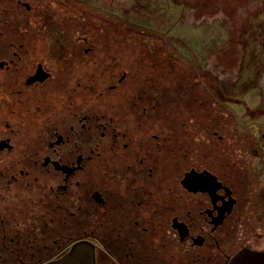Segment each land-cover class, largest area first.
I'll use <instances>...</instances> for the list:
<instances>
[{
	"label": "flooded vegetation",
	"instance_id": "flooded-vegetation-1",
	"mask_svg": "<svg viewBox=\"0 0 264 264\" xmlns=\"http://www.w3.org/2000/svg\"><path fill=\"white\" fill-rule=\"evenodd\" d=\"M102 13L0 0V264L83 238L110 263L229 264L241 193L227 162L198 161L193 64Z\"/></svg>",
	"mask_w": 264,
	"mask_h": 264
},
{
	"label": "rangeland",
	"instance_id": "rangeland-1",
	"mask_svg": "<svg viewBox=\"0 0 264 264\" xmlns=\"http://www.w3.org/2000/svg\"><path fill=\"white\" fill-rule=\"evenodd\" d=\"M82 1L100 8L103 16L126 17L141 30L163 35L193 64V78L198 73L199 80L212 83L193 89V96L200 100L193 101L198 108L193 146L199 162L225 164L228 146H234L239 137L246 141V130L264 143V0H192L184 4L183 0ZM207 92L233 113L235 130H228L227 117L217 111L211 97L206 98ZM212 123L217 127L216 136H212ZM246 149L250 168L248 172L238 169L232 179L241 193L236 227L221 244L231 259L264 264V218H259L264 212V145ZM227 165L231 171L230 163ZM162 254L169 259L167 253ZM218 259L210 264L227 261L223 256Z\"/></svg>",
	"mask_w": 264,
	"mask_h": 264
},
{
	"label": "trees",
	"instance_id": "trees-1",
	"mask_svg": "<svg viewBox=\"0 0 264 264\" xmlns=\"http://www.w3.org/2000/svg\"><path fill=\"white\" fill-rule=\"evenodd\" d=\"M190 1H192V0H183V4L186 2H190ZM214 11H215V9H214ZM203 14H205V13H203ZM199 15H200V13H199ZM199 77H200L199 74L196 73L195 78H193V89L197 90L198 85H202L205 88H207L206 84H212L211 82H209L207 80H206V82L199 80L200 79ZM209 95H210L209 92H207L206 98L211 97L212 104L214 106L216 105L215 107H218L217 111L220 110V112L223 113V115L227 117L228 122H229V124L227 123L228 130L229 131H233V129L235 130L236 127H235V125H233V122H234L233 121L234 120L233 113L227 112L221 103H217V101L213 100L214 98L212 97V95H210V96ZM193 101L196 103H199L200 100L198 97L193 96ZM194 102H193V104H195ZM197 109L198 108H197L196 104H195V106L193 105V114H194V118H195L196 122H197V116H198V113L196 112ZM199 118H202V117H199ZM212 124L213 125L210 126V129H212V136H216L218 133L217 127L214 123H212ZM240 131L241 130H239V132ZM246 133H247V135H244V136L247 137V140L242 142L241 138L239 137L237 139L239 141H237V143L234 146H230V147L228 146V148L225 152L226 153L225 157H224V153L222 151V153H223L222 156L227 160V162L230 163L231 172L236 173L238 169H241V171H243V172H248V170L250 168V165H249L250 161L248 158V151L246 149V146L250 145V147L253 146L254 148L256 147V149H257L258 147L264 145V143H261L260 140H258L259 138L256 137V135L253 133V131L246 130ZM234 169H236V170H234ZM262 207H264V204L262 205ZM263 213L264 212H260V217H259L260 219L264 218V216L262 217Z\"/></svg>",
	"mask_w": 264,
	"mask_h": 264
},
{
	"label": "crops",
	"instance_id": "crops-1",
	"mask_svg": "<svg viewBox=\"0 0 264 264\" xmlns=\"http://www.w3.org/2000/svg\"><path fill=\"white\" fill-rule=\"evenodd\" d=\"M243 262V263H242ZM246 261L231 259L229 264H245ZM39 264H116L104 260L99 246L91 239H78L72 242L61 253L46 259ZM248 264V263H246Z\"/></svg>",
	"mask_w": 264,
	"mask_h": 264
},
{
	"label": "water",
	"instance_id": "water-1",
	"mask_svg": "<svg viewBox=\"0 0 264 264\" xmlns=\"http://www.w3.org/2000/svg\"><path fill=\"white\" fill-rule=\"evenodd\" d=\"M208 174H210V176L213 177V179L216 181V177L214 175H211V173H208ZM201 175L200 173H197L196 171L193 170V188L194 189H199V188L204 189V184L199 181V178ZM186 183L188 185V181Z\"/></svg>",
	"mask_w": 264,
	"mask_h": 264
}]
</instances>
